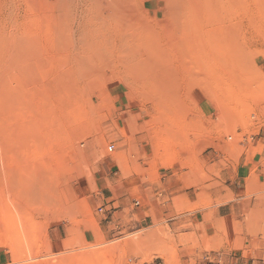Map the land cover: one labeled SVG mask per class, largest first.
Returning <instances> with one entry per match:
<instances>
[{
    "label": "rangeland",
    "instance_id": "rangeland-1",
    "mask_svg": "<svg viewBox=\"0 0 264 264\" xmlns=\"http://www.w3.org/2000/svg\"><path fill=\"white\" fill-rule=\"evenodd\" d=\"M10 1L0 0V264H264V0H245L244 17L234 15L244 75H227L224 88L218 79L213 92H199L203 100L187 92L194 75L176 101L159 103L135 72L125 85L119 67L89 74L76 102L58 99L72 82L56 76L68 62L55 57L44 76H29L35 57L20 47L32 32L50 52L45 27L60 2ZM15 35L24 42L14 49ZM171 44L165 57L175 63ZM10 88L20 98L2 102Z\"/></svg>",
    "mask_w": 264,
    "mask_h": 264
},
{
    "label": "bare ground",
    "instance_id": "bare-ground-1",
    "mask_svg": "<svg viewBox=\"0 0 264 264\" xmlns=\"http://www.w3.org/2000/svg\"><path fill=\"white\" fill-rule=\"evenodd\" d=\"M11 1L10 4H13ZM58 1L60 2L59 10H57L59 13L58 15L54 14V20L52 19L45 27L47 31L46 42L50 52L48 54L42 53V49L39 45V37L34 36L32 32L27 34V42L20 48L35 57L32 62L33 65L29 66L27 70L29 76H44L43 73L46 71V65L44 63L48 61L49 65H52L49 61H52L55 57H58L59 60L63 62H68L69 67L66 70H62L58 73L55 71L57 73V78L70 76L72 79L70 80L72 82L69 83L68 86L65 84L64 88L62 87L64 95H61L58 99L61 101L63 100V102L66 99L71 100L73 103L77 101L79 96L76 91L80 90L79 84L80 88L83 87V91H85V93L87 92L86 82L89 74L96 72L100 75L103 71H106V69L115 67L121 68L120 73H122V77L119 79L129 87H132L133 82L130 81L127 76L135 72L138 77L137 82L141 84V89L149 90L144 91L149 93L147 96L152 97L155 103L164 102L168 99L174 100L181 85L187 84L189 80L192 81L194 75L196 78L199 77L197 81L195 80L197 87L189 88L187 92H189L192 97H200L201 95L199 92H202V90L206 95L208 91L213 92V88L216 89L218 79L223 80V85L221 87L224 88L228 80L227 75L229 76L233 73V75L238 77L244 75L248 70V55L244 48L245 38L240 34L241 30L239 31V28L241 26L238 25L237 21L234 19L236 11H240V16L244 17L245 0H163V8L155 7L156 4L159 5V0H53V3L56 4ZM216 4L220 6V8H216ZM238 5H240V7ZM11 6L9 7L11 8ZM147 6L149 7L147 8ZM163 9L167 10V15L163 13L165 16L159 15V11ZM218 9H223V13L221 12L222 14L215 19V24L210 26L208 24L205 28L202 23L203 19L206 20L209 16H217L216 13ZM200 18H202L201 23L197 22L196 24V20ZM222 21H225L226 24L223 26H218L216 24ZM165 41L167 44L172 42L171 45L174 53L172 52L173 54L171 55H175L176 58L178 57L176 59L177 63H174L171 59H166L165 48L163 46ZM7 42L8 44L11 43L10 47L14 49L20 44L16 35L7 40ZM25 64L28 65L29 62L26 60ZM56 68L55 66L54 69ZM11 69H13V67ZM53 72L52 70V74L55 73ZM22 79L24 80V78ZM26 79L27 78H25V80ZM43 81L41 83H43ZM49 83L48 81V83L44 82L43 84V89L47 92H49ZM45 84H47L46 87ZM35 86L31 87L35 89ZM21 89H23V86ZM25 89L26 88H24L23 91H25ZM7 90L4 89L5 92ZM49 90H51V88ZM23 91L20 92V90L18 91L15 88L11 90L10 88V90L6 92L3 100H1L5 103L14 102L20 98ZM35 91H37V89ZM34 94V96H36L37 93L35 92ZM31 97L32 99L34 98L32 95ZM204 98L205 96H201V100ZM48 99H50V96ZM90 100L89 102H91ZM34 102H32V105ZM35 105L39 106L38 103ZM50 107L53 108L55 106L51 105ZM22 111L24 110L22 109ZM45 119L47 120V118ZM41 120L40 122L45 124L43 122L44 120ZM13 128L15 127L13 126ZM25 130H27V128H25ZM25 130L23 129L22 131ZM69 131L70 130H68V133ZM12 132H15V130ZM71 148L74 150V154L79 151L77 145L71 144L69 149ZM67 150L68 148L66 151ZM64 156H62V158ZM72 156L74 155L72 154ZM72 156H69L70 159L66 161L67 163H71L73 160ZM62 160H64V158ZM39 198L43 199L44 196L41 194L37 196L32 194L31 196L29 195L28 200H39Z\"/></svg>",
    "mask_w": 264,
    "mask_h": 264
},
{
    "label": "crops",
    "instance_id": "crops-1",
    "mask_svg": "<svg viewBox=\"0 0 264 264\" xmlns=\"http://www.w3.org/2000/svg\"><path fill=\"white\" fill-rule=\"evenodd\" d=\"M243 168H244V164L243 162L237 166L236 168V175H235V178H240L239 177V174L241 175L242 174V171H243Z\"/></svg>",
    "mask_w": 264,
    "mask_h": 264
},
{
    "label": "built area",
    "instance_id": "built-area-1",
    "mask_svg": "<svg viewBox=\"0 0 264 264\" xmlns=\"http://www.w3.org/2000/svg\"><path fill=\"white\" fill-rule=\"evenodd\" d=\"M112 146H113L112 144L108 145L107 146L108 150H111L112 149ZM135 204H137V203H135Z\"/></svg>",
    "mask_w": 264,
    "mask_h": 264
}]
</instances>
